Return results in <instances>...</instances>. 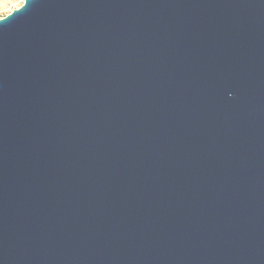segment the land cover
Segmentation results:
<instances>
[{
  "label": "water",
  "instance_id": "1",
  "mask_svg": "<svg viewBox=\"0 0 264 264\" xmlns=\"http://www.w3.org/2000/svg\"><path fill=\"white\" fill-rule=\"evenodd\" d=\"M0 264H264V0L0 18Z\"/></svg>",
  "mask_w": 264,
  "mask_h": 264
},
{
  "label": "rangeland",
  "instance_id": "2",
  "mask_svg": "<svg viewBox=\"0 0 264 264\" xmlns=\"http://www.w3.org/2000/svg\"><path fill=\"white\" fill-rule=\"evenodd\" d=\"M24 0H0V18L5 17L14 9L19 8Z\"/></svg>",
  "mask_w": 264,
  "mask_h": 264
}]
</instances>
